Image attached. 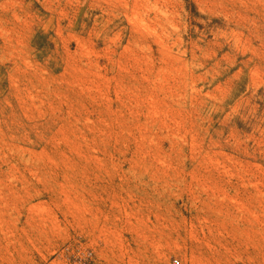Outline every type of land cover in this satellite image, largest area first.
Returning a JSON list of instances; mask_svg holds the SVG:
<instances>
[{
    "label": "rangeland",
    "instance_id": "rangeland-1",
    "mask_svg": "<svg viewBox=\"0 0 264 264\" xmlns=\"http://www.w3.org/2000/svg\"><path fill=\"white\" fill-rule=\"evenodd\" d=\"M264 264V0H0V264Z\"/></svg>",
    "mask_w": 264,
    "mask_h": 264
},
{
    "label": "built area",
    "instance_id": "built-area-1",
    "mask_svg": "<svg viewBox=\"0 0 264 264\" xmlns=\"http://www.w3.org/2000/svg\"><path fill=\"white\" fill-rule=\"evenodd\" d=\"M172 264H179V260H178V259H174V260L172 261Z\"/></svg>",
    "mask_w": 264,
    "mask_h": 264
}]
</instances>
